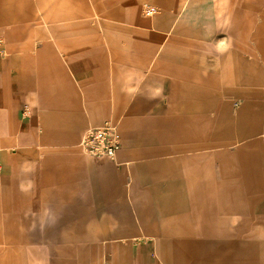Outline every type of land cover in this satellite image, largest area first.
Returning <instances> with one entry per match:
<instances>
[{
    "label": "crops",
    "instance_id": "crops-1",
    "mask_svg": "<svg viewBox=\"0 0 264 264\" xmlns=\"http://www.w3.org/2000/svg\"><path fill=\"white\" fill-rule=\"evenodd\" d=\"M147 2L159 11L144 14ZM2 3L1 175L18 186L33 179L28 192L18 187L16 209L4 206V244L36 241L26 230L43 224L61 244L40 249L49 257L41 264H101L102 255L106 264H264V110L249 101L264 92H240L236 115L218 100L232 91L219 82L247 81L250 65L263 79L264 63L248 57V10L194 12L183 0ZM107 119L118 123V165L78 145L87 126ZM231 124L236 132L219 135Z\"/></svg>",
    "mask_w": 264,
    "mask_h": 264
},
{
    "label": "rangeland",
    "instance_id": "rangeland-1",
    "mask_svg": "<svg viewBox=\"0 0 264 264\" xmlns=\"http://www.w3.org/2000/svg\"><path fill=\"white\" fill-rule=\"evenodd\" d=\"M185 9H194V12L199 10L200 8H207L211 10V13L215 14L214 11H217L218 14H223L225 10H228V14L231 11L235 12L237 10H248L249 16H244L245 22L249 21L250 26H253L256 24V28L250 27L249 32L246 33V42L250 49V54L248 55L249 59L251 61H260L264 63V58L261 57V53L258 51L257 42H259V38H263L264 41V0H209L206 4L207 6H202L201 0H183ZM261 2V3H260ZM48 4V0H42V8L46 9V6ZM148 6H153L155 4L148 3L145 5H142L143 13L146 14L144 9ZM3 3L2 0H0V10H2ZM156 12L159 11V8L155 5ZM234 12V13H235ZM1 14V11H0ZM196 14V13H194ZM236 14V13H235ZM247 14V13H246ZM151 15V14H150ZM149 16V15H148ZM46 21V25L48 24H58L61 25L65 22L64 18L56 20L57 18L48 17V20L45 16L41 17ZM213 17H208L207 20H211ZM74 21H82L86 20L88 22H91L92 24H97L98 21H100L101 18L99 17H85V18H73ZM103 19V18H102ZM190 20L194 22H198L201 20V18L192 16L189 18ZM8 20L7 17L0 16V30L6 25V21ZM108 21V19H107ZM247 25V24H246ZM216 39H223V38H216ZM211 40V39H209ZM215 40V39H214ZM207 43L208 40H207ZM215 44V43H214ZM216 45V44H215ZM220 45V44H218ZM208 62V61H207ZM207 66H209V63H207ZM264 68V66H262ZM248 70V68H247ZM238 71V69H237ZM249 79L247 81H241L240 79H236L237 75L232 81L228 82H219V85L221 86H228L232 89L231 92L228 93L227 98H222L221 96L218 97L219 102H223L224 100L227 102L228 109L230 112L234 111V115H236V111H238L241 107L245 106L246 98L242 96L240 92H253L254 90H259L260 92H264V69H261V76L263 79H259L260 74L258 73L259 70L257 69V65L249 66ZM258 78V79H257ZM197 81V80H196ZM195 81V82H196ZM190 92H187V94ZM249 101H251L252 104H260L263 106L264 110V97L261 99L257 98H249ZM189 110V108L187 109ZM264 116V114H263ZM236 117V116H235ZM234 125V124H233ZM233 125H229L227 128L224 126H221L222 128H218L217 131L219 135L226 131L227 134H233V132H236L233 128ZM257 131L259 132V135L263 131V129H257V130H251V132ZM210 129L203 128L202 129V136L209 135ZM264 133V132H262ZM194 132L193 130H189L187 133V136H193ZM231 136V135H229ZM260 136L264 137V134H261ZM98 158H105V157H98ZM109 160V159H108ZM29 181H33L31 178L30 180H22L21 184H17V181L15 179L10 180V178L5 179L0 172V232L3 230V215H6L7 211L4 210V206L7 205V207L13 211L17 208V189L20 188L21 191H29L30 190V184ZM15 186V187H12ZM28 200L27 198H25ZM35 210L32 209H24L21 211L20 215L22 218L26 221H33L31 217L35 215ZM26 218V219H25ZM29 224L28 231H32L34 229V233L36 234V237L38 239L36 241L32 239L24 240L19 243H7L4 244V235H0V264H30V263H36L41 264V262H44V259L49 260V257L45 258L44 256H41L40 249H43L44 252L48 250L49 252L54 251L56 247H59L61 242H55L48 238H46V232L51 228L50 225H33ZM32 226V227H31ZM35 235L31 236L34 237ZM41 237V239H39ZM4 246L8 248L9 250L3 251ZM33 249H38L37 252L38 257H33L30 251ZM101 264H106L107 260L105 259L104 255L101 256L100 260Z\"/></svg>",
    "mask_w": 264,
    "mask_h": 264
},
{
    "label": "built area",
    "instance_id": "built-area-1",
    "mask_svg": "<svg viewBox=\"0 0 264 264\" xmlns=\"http://www.w3.org/2000/svg\"><path fill=\"white\" fill-rule=\"evenodd\" d=\"M155 12L154 6L147 5L145 8L147 15ZM78 145L83 152L90 156L105 157L114 164H121L117 160V153L120 148V132L118 123L113 120L107 119L98 125L87 126L81 134Z\"/></svg>",
    "mask_w": 264,
    "mask_h": 264
}]
</instances>
